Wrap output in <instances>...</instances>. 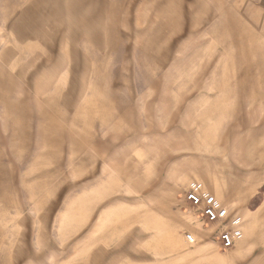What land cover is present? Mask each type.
I'll list each match as a JSON object with an SVG mask.
<instances>
[{"label":"rangeland","instance_id":"374dc122","mask_svg":"<svg viewBox=\"0 0 264 264\" xmlns=\"http://www.w3.org/2000/svg\"><path fill=\"white\" fill-rule=\"evenodd\" d=\"M0 264H264V0H0Z\"/></svg>","mask_w":264,"mask_h":264},{"label":"built area","instance_id":"2783aa9c","mask_svg":"<svg viewBox=\"0 0 264 264\" xmlns=\"http://www.w3.org/2000/svg\"><path fill=\"white\" fill-rule=\"evenodd\" d=\"M183 201L188 208L196 211V220L200 225L215 226L212 238L219 249H230L241 240V230L228 227L230 212L215 195L207 190H189L184 194ZM185 241L194 244L195 238L188 233Z\"/></svg>","mask_w":264,"mask_h":264}]
</instances>
